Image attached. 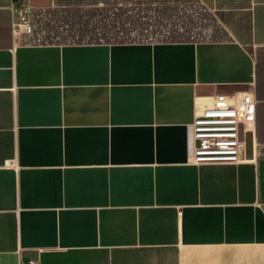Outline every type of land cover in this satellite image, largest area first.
<instances>
[{
  "label": "crops",
  "instance_id": "crops-1",
  "mask_svg": "<svg viewBox=\"0 0 264 264\" xmlns=\"http://www.w3.org/2000/svg\"><path fill=\"white\" fill-rule=\"evenodd\" d=\"M16 1L0 0V264H264V0L220 39L66 43L16 32ZM242 92V161L193 163L199 104Z\"/></svg>",
  "mask_w": 264,
  "mask_h": 264
},
{
  "label": "rangeland",
  "instance_id": "rangeland-1",
  "mask_svg": "<svg viewBox=\"0 0 264 264\" xmlns=\"http://www.w3.org/2000/svg\"><path fill=\"white\" fill-rule=\"evenodd\" d=\"M243 3L246 0H242ZM88 0L80 1L81 7L77 11V23L85 20L88 9H99L93 19H107L111 24L114 21L116 7L127 10L126 14L140 16L145 27L141 29L127 28L128 31L116 35V30L109 34L102 32L89 33L82 40L91 41H165L172 39H191L194 41H207L224 38L222 33L229 24L234 27L248 25V14L240 10L241 0H116L113 5L105 6L102 2L97 6L88 5ZM120 5V6H119ZM105 8L101 12V8ZM74 6H61L55 12L42 13L32 16L30 40L36 43H66L78 41L75 36L78 27L72 25L67 16V10ZM233 9V10H228ZM139 19V18H138ZM231 28V27H229ZM118 37V38H117ZM117 38V39H116Z\"/></svg>",
  "mask_w": 264,
  "mask_h": 264
},
{
  "label": "built area",
  "instance_id": "built-area-1",
  "mask_svg": "<svg viewBox=\"0 0 264 264\" xmlns=\"http://www.w3.org/2000/svg\"><path fill=\"white\" fill-rule=\"evenodd\" d=\"M14 30L30 34L31 19L25 0L16 1ZM257 100L249 92L218 95L202 102L191 125V138L196 142L192 153L195 164L239 163L242 161V133L252 132L256 122ZM25 264H41L30 260Z\"/></svg>",
  "mask_w": 264,
  "mask_h": 264
},
{
  "label": "trees",
  "instance_id": "trees-1",
  "mask_svg": "<svg viewBox=\"0 0 264 264\" xmlns=\"http://www.w3.org/2000/svg\"><path fill=\"white\" fill-rule=\"evenodd\" d=\"M57 1V6L56 8L52 11L55 12L59 8L61 2L63 0H56ZM67 2V5L69 6H74V9L67 10L68 15L70 16L72 20V25L74 27H78L76 33H74L75 36H78V40H82L86 35L89 33L94 34V33H99L102 32L103 34L105 33H110L112 30H116V35L120 34V32H125L128 31L127 28L131 27L132 29H138L139 27L143 29L145 27V23H143L142 19H140V16H134L132 14H126L127 10H124L122 7H116L117 13H114V21L111 22V24L107 21V19H97L96 21L93 19L95 16V12H98L99 9L94 8V9H88L86 11V16H84L86 19L81 22L82 23H77L76 20H78V15L76 14L79 7L82 5L80 4V1H86V0H65ZM88 5H93L97 6L99 3H103L105 6L113 5V2H116V0H88ZM117 3V2H116ZM120 6V5H119ZM101 12L105 11V8L100 9ZM96 36V34H94ZM118 38V37H117ZM116 38V39H117Z\"/></svg>",
  "mask_w": 264,
  "mask_h": 264
}]
</instances>
